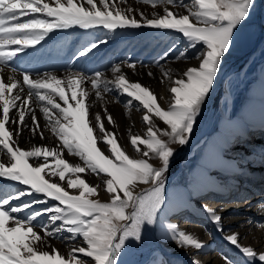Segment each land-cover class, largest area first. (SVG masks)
<instances>
[{"label":"snow or ice","instance_id":"1","mask_svg":"<svg viewBox=\"0 0 264 264\" xmlns=\"http://www.w3.org/2000/svg\"><path fill=\"white\" fill-rule=\"evenodd\" d=\"M138 2L163 10L146 15L131 6L124 7L128 0H0V73L50 33L72 28L111 33L145 28L173 31L185 40V51H180L175 60L197 62L173 79L171 70L160 65L172 48L156 61L162 73L161 83L164 79L171 82L166 108L147 86L129 80L122 68L135 71L137 65L131 62L113 64L111 79L100 71L91 76L68 72L63 77L51 72L33 77L25 72L22 80L0 75V156L7 157L6 161L0 160V179L26 186L0 192V264H119L126 246L142 242L145 228L157 224L166 204V174L176 151L172 145L183 147L189 143L202 105L233 46L235 32L249 19L256 0ZM169 6L184 8L186 14ZM107 42L103 38L93 41L78 49L74 58L87 57ZM189 50H194L191 55ZM148 75L152 76V72ZM88 84L90 89L85 86ZM113 90L130 98L126 108L138 102L135 107L144 111L145 134H130V145L142 158L131 157L117 135L106 128L100 112L90 111L92 93L102 101ZM34 104L58 141L56 147L34 145L25 150L18 145L15 137L24 128L45 138ZM104 115L107 124L114 126L106 108ZM157 121L166 127H159ZM65 150L80 163L65 159ZM153 159L159 166L150 162ZM89 173L100 183L93 185L82 177ZM141 185L146 187L136 191ZM101 188L109 197L107 201L97 198ZM34 194L43 198L23 199ZM13 201L20 203L12 204ZM34 205L45 207L27 211ZM259 207L264 209V204ZM203 210L214 224H220L222 218L214 209L204 205ZM45 216L46 221L38 220ZM259 227L264 229V224ZM167 229L169 238L180 248L204 247L194 235L176 225L168 224ZM62 232L71 234L65 238L70 244L67 255L49 241L60 238ZM225 239L249 264H264V252L243 246L238 234ZM224 259L226 264H233L227 257ZM193 264L200 262L194 260Z\"/></svg>","mask_w":264,"mask_h":264},{"label":"bare ground","instance_id":"2","mask_svg":"<svg viewBox=\"0 0 264 264\" xmlns=\"http://www.w3.org/2000/svg\"><path fill=\"white\" fill-rule=\"evenodd\" d=\"M184 2L187 3L188 0H184ZM123 6L139 9L146 15H151L153 11L162 12L163 10L162 8L154 10L138 0H128V4ZM256 6L252 9V15H250L252 17L246 28L247 31H251L254 25H257L259 15L264 14V11H260L259 4ZM169 7L173 11L186 14L184 8ZM262 26L264 29V22H262ZM102 38L108 42L93 50V53L87 57L74 58L78 49ZM169 48H172V51L168 53V59L161 60L160 65L164 66L166 70H171L173 79L187 67L196 65L197 62L191 59L188 61L175 60V56L180 51H185V40L181 34L173 31L146 28L117 30L115 33L103 29L58 30L50 33L34 48H28L15 57L0 75L5 79L12 75L22 80V73L25 72L32 74L33 77L45 72L63 77L68 72L79 71L91 76L100 71L111 79L110 68L113 64L131 62L137 65L135 71L127 67L122 68L129 80L147 86L157 95L158 103L166 108L170 100L171 82L164 79V82L161 83L162 73L156 61ZM160 51H162L161 55ZM192 51L194 50H189L190 55ZM243 52L244 50H230L225 57L235 53L239 55ZM12 69L15 71L13 72ZM149 71L152 72V76L148 75ZM231 71L233 70L229 68L227 72L226 70L222 71L223 75L218 73L213 90L207 98L211 97L212 92L218 90L222 81H226L228 85L227 92L231 88L233 94L229 96L227 94L221 111L217 114L215 111L208 113L207 107L202 105L201 113L197 117L193 129V133L196 132V137L188 146L187 163L184 165L185 172L182 176L178 175L174 178L172 185L165 186L166 204L158 216L159 220L161 219V223L158 225H162L166 229L168 224L176 225L180 230L194 235L203 243L204 247L200 250L183 249L178 247L169 238V235L165 241L158 239L162 233L160 230H153L148 235L145 228L142 242L139 244L129 243L119 257V264H156V261L161 258H166L167 262L171 260V264H193L194 260H198L200 264H226L224 257L231 260L233 264H249L247 258L225 239L231 234H238L239 242L243 246H251L257 252H264V229L259 227L260 224H264V209L259 207L264 204V191L262 189L263 182L258 180L259 173L264 170V49L256 54L248 69L241 75L230 73ZM253 78L255 80L249 90L246 103L239 112H235L234 109L239 100L238 94L235 92L239 86L242 87ZM85 86L90 89V84ZM129 99L126 95L113 90L106 93L102 101H98L95 94L92 93L89 100L93 107L90 111L92 113L100 112L106 128L117 135L118 142L131 157L138 159L142 157L131 147L130 134L144 135L147 126L142 119L144 111L137 110L135 107L138 102H133L131 109L125 107ZM33 107L45 138L41 139L39 134L34 136L29 128H24L21 134L15 137L18 145L25 150L34 145L56 147L58 141L48 130L42 113L35 104ZM105 108L113 117L114 126L107 124L104 115ZM251 114H259L262 131L257 135L256 141L250 143L249 138L246 137L254 135L257 130L249 122L248 116ZM225 121L229 122L236 131L226 133L222 126L220 131H217L216 128L223 125ZM26 123L31 125L30 116L26 117ZM157 124L159 127H166L162 122L157 121ZM234 141H239V143L232 148ZM65 159L70 163H80L77 157L68 156L66 150ZM0 160L6 161L7 157L0 156ZM156 165L159 166V162L154 164V166ZM246 171L248 172L244 173ZM82 177L90 184L100 183V179L93 174H82ZM25 187L0 179V192L2 193ZM144 187L146 186L141 185L136 191H140ZM248 187L251 188L250 192L253 196L248 200L237 199L238 193H241L242 196L248 193L249 190L246 189ZM236 190L238 193H234ZM106 195L107 193L101 188L97 198ZM42 198V196L34 194L31 198L23 199ZM18 203L20 201L12 202V204ZM49 203L56 202L49 201ZM204 205L214 209L221 216L219 225L210 220L203 210ZM43 207L45 205H34L27 211H35ZM38 220L44 222L47 217H40ZM70 235L62 232L59 234L60 238H49V241L62 254L67 255L70 244L65 238ZM80 239L78 238V240ZM76 242L72 241L71 243L75 244ZM140 253H144L145 257H139ZM256 264H259V261H256Z\"/></svg>","mask_w":264,"mask_h":264},{"label":"rangeland","instance_id":"3","mask_svg":"<svg viewBox=\"0 0 264 264\" xmlns=\"http://www.w3.org/2000/svg\"><path fill=\"white\" fill-rule=\"evenodd\" d=\"M257 4H259L260 11H264V0H256L255 6ZM255 6H254V8H255ZM256 7H258V6H256ZM251 17L241 27H239L236 30L235 35H234L233 46L230 49V50H235V51L236 50L237 51L244 50V52L239 54V55H236V53H235L232 56L225 57L223 59V63L221 66V69L223 68V65H224V68H223V70L220 69V71H219L220 75H221L222 71L225 72V70H226V72H227L229 68L233 70L230 73L234 72V74H240L241 75L243 72H245L248 69V67L250 66V64L254 60L256 54L260 50L264 49V29L262 28L263 27L262 22H264V14L259 15L257 25L255 24L254 28L251 31H247L246 28L249 25ZM161 53H162V51H160V55H161ZM170 62H171L170 64H172V61H170ZM222 75H223V73H222ZM254 80L255 79L253 78V79L247 81L242 87L239 86V88L235 92V94H238V98H239L238 103L234 109L235 112H239L241 107L246 103V100L248 99L249 90L252 87ZM227 86L228 85L226 84V81H222L220 83V86L218 87V90H216L214 93L212 92L211 97H209L205 100L204 106L207 107L208 113L215 111V113L217 114L218 112H220L221 107L223 106V103H224V99H225V97H227V94H228V96L233 94V90L231 88H230L229 92H227V89H228ZM248 118H249V122H251L252 125L254 127H256V129H257L256 133L254 135L252 134V135L246 137L247 139L249 138L248 141L251 143V142L256 141V139L258 137L257 135L259 134L260 131H262V129L260 127L261 124L259 122V114H255V115L251 114L248 116ZM221 126L226 133H230V132L233 133L236 131V130H234V127L227 121H225L223 125L222 124L219 125V127H217L216 130L220 131ZM195 137H196V132H194L191 135L189 143L183 147L178 146V145H172V147L176 151H175L174 157L171 160L169 171L166 174L165 186L172 185V180H174V178H176L178 175L182 176L184 174V172H185L184 165L187 163L188 146L190 145L191 141ZM238 143H239V141H234L232 143V148L236 147L238 145ZM152 162L155 164L158 161L153 159ZM247 172L248 171H246L244 173H247ZM259 174H260V176H258V180H259V182H263L262 189L264 191V170H262L261 173H259ZM246 189L249 191L244 196H242V194L238 193V190H236L234 192V193H238L236 198L237 199H239V198L245 199V200L250 199L253 196V194L250 192L251 188L248 187ZM108 198L109 197L106 195V196L100 197L99 199L101 201H107ZM160 223H161V219L159 220V218H158V222L154 227H146V230H147L146 233L149 235L150 232L151 233L153 232V230L154 231L160 230L162 233L160 234V238H158V239L165 241L168 239L167 229L162 225H158ZM232 251H233V249H232ZM139 257L144 258L145 254L140 253ZM171 263H172V261L170 260L167 262L166 258H161L160 260L156 261V264H171Z\"/></svg>","mask_w":264,"mask_h":264}]
</instances>
